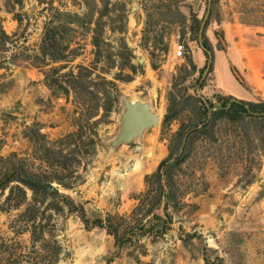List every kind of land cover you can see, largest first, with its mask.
<instances>
[{
	"label": "rangeland",
	"instance_id": "obj_1",
	"mask_svg": "<svg viewBox=\"0 0 264 264\" xmlns=\"http://www.w3.org/2000/svg\"><path fill=\"white\" fill-rule=\"evenodd\" d=\"M102 3L0 0V237L26 250L30 224H41L60 248L37 264H264L263 113L220 119L213 139L188 145L176 176L184 202L167 209L165 233L147 231L150 215L130 216L144 174L195 114L185 95L212 107L226 94L264 100V0H210L200 35L207 0H107L96 24ZM176 40L184 45L179 58ZM70 71L81 84L70 82ZM226 74L234 93L219 87ZM170 90L176 113L163 122ZM124 99L148 102L158 122L110 145ZM22 175L51 188L32 189L15 180ZM107 214L117 242L93 224Z\"/></svg>",
	"mask_w": 264,
	"mask_h": 264
},
{
	"label": "trees",
	"instance_id": "obj_2",
	"mask_svg": "<svg viewBox=\"0 0 264 264\" xmlns=\"http://www.w3.org/2000/svg\"><path fill=\"white\" fill-rule=\"evenodd\" d=\"M108 11L107 0H103L102 7L99 8L94 20L96 24L102 21L101 16L106 15ZM206 23L207 22H205V25ZM97 28L98 27L95 26L92 29L93 34L91 40L94 46H97L99 41L96 36L98 32ZM122 30L123 28L121 26L118 31ZM218 45V42H216V46ZM201 46L203 50L209 48L210 51L206 52V54L211 60L212 51L210 47L203 44V42ZM130 67H132V64H130ZM208 67L211 69V61L208 63ZM78 72L79 69L77 73ZM77 73L75 74L72 71L68 73L71 83L77 84L80 80V75H77ZM100 82L112 84V81L105 79L103 76H101ZM78 84H81V82ZM108 87L104 86L106 93H108ZM112 87L111 85V88ZM86 89L89 88L86 87ZM173 95L170 90L168 105L163 114V122L173 118V115L176 113L171 107L174 100ZM184 98L192 99V109L195 114L179 122L178 127L169 138L166 155L158 161L154 170L144 174V189L136 196V203L130 212V216L136 215V219H138L140 215H150V219L155 221L149 224L147 231L154 235L165 233L169 228L171 218V213L168 210L171 207L174 209L184 202L182 200V188L176 176L182 170L181 163L189 153L188 145H192L193 141L198 137L213 139L216 133V122L220 119L241 123L245 117L256 119V117L262 113L264 114V100H245L235 98L231 94H226L224 101L222 100L219 104L212 107L209 102L203 101L192 95H185ZM73 135H75L74 132L65 134V136L69 137ZM62 139L63 138H59L58 141ZM15 180L28 185L32 189L40 188L36 184L39 180L31 175H22ZM156 220H159L160 223L158 224ZM84 222L86 223L85 220ZM93 224L104 227L112 233L116 242L121 239L120 235H118L117 224L113 225V222L109 219V215L106 221L98 217L95 218ZM136 226L138 229L142 228L140 221L136 222ZM44 231L45 229L41 224H30V229L28 230L30 245L26 250L21 248V242L17 238L0 237V264H37L38 260L45 256L56 259L60 248L59 242L52 236L51 232L49 236H46Z\"/></svg>",
	"mask_w": 264,
	"mask_h": 264
},
{
	"label": "water",
	"instance_id": "obj_3",
	"mask_svg": "<svg viewBox=\"0 0 264 264\" xmlns=\"http://www.w3.org/2000/svg\"><path fill=\"white\" fill-rule=\"evenodd\" d=\"M209 1L210 0H207V8L201 20L199 35L208 13ZM209 60L210 57L208 56V62ZM208 62L203 71V75L208 70ZM232 73L234 74V71H232ZM122 105L123 110L118 115V130L115 136L109 141L110 145H115L120 142H129L132 138L140 136L146 127L154 125L158 122V114L150 109V106L146 101L139 99H124ZM36 184L45 190H49L52 185L50 182L40 181L36 182Z\"/></svg>",
	"mask_w": 264,
	"mask_h": 264
},
{
	"label": "crops",
	"instance_id": "obj_4",
	"mask_svg": "<svg viewBox=\"0 0 264 264\" xmlns=\"http://www.w3.org/2000/svg\"><path fill=\"white\" fill-rule=\"evenodd\" d=\"M230 76L231 75H228V74H226L225 76L218 75V77H217L218 78V83H219V87L221 89L223 88L222 90H226L227 92L234 93L236 91L233 89V86H232L233 85V81H232ZM232 76H233L232 78L235 80V78H236V77L234 78L235 75L233 74ZM260 83L264 84V80H260ZM244 95H246V94L244 93Z\"/></svg>",
	"mask_w": 264,
	"mask_h": 264
},
{
	"label": "built area",
	"instance_id": "obj_5",
	"mask_svg": "<svg viewBox=\"0 0 264 264\" xmlns=\"http://www.w3.org/2000/svg\"><path fill=\"white\" fill-rule=\"evenodd\" d=\"M184 54V45L182 42L176 40L173 43V57L179 58L182 57Z\"/></svg>",
	"mask_w": 264,
	"mask_h": 264
}]
</instances>
